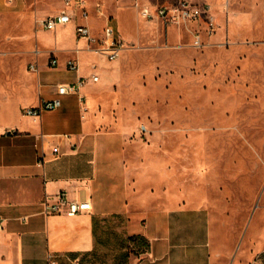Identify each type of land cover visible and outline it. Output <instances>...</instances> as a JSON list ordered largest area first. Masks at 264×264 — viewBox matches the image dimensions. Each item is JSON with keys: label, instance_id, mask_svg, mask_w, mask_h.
<instances>
[{"label": "crops", "instance_id": "0c3cea01", "mask_svg": "<svg viewBox=\"0 0 264 264\" xmlns=\"http://www.w3.org/2000/svg\"><path fill=\"white\" fill-rule=\"evenodd\" d=\"M72 1L0 0V40L11 39V30H21L25 39L24 30H36L31 50L37 56L31 74L25 65L21 75L5 74L9 62L0 61V264H47L49 253L56 264H264V235L247 245L249 227L240 237L230 224L217 226L197 193L179 201L165 190L140 188L126 154L132 128L94 122L96 103L121 80V60L76 39L75 25L83 22L95 33L107 22L115 27V17L131 9L151 22L141 18L139 6L176 0H81L86 17ZM62 8L72 13L71 21L54 29L36 23ZM39 31L52 40L48 46H39ZM49 52L57 57L54 66L47 65ZM68 58L77 61L76 69L67 67ZM80 76L85 83L79 94L61 95L59 106L37 116L22 113L24 106L56 96V84ZM55 145L62 153L51 157ZM59 191L67 199H88L90 209L45 212L44 203Z\"/></svg>", "mask_w": 264, "mask_h": 264}, {"label": "rangeland", "instance_id": "374dc122", "mask_svg": "<svg viewBox=\"0 0 264 264\" xmlns=\"http://www.w3.org/2000/svg\"><path fill=\"white\" fill-rule=\"evenodd\" d=\"M193 1L210 4L212 24L148 22L134 9L115 17L121 80L96 103L94 122L132 128L126 154L140 188L179 201L199 194L217 226L240 237L249 227L248 245L264 235V0ZM34 31L1 37L5 74L31 72ZM36 36L40 47L52 42Z\"/></svg>", "mask_w": 264, "mask_h": 264}, {"label": "built area", "instance_id": "2783aa9c", "mask_svg": "<svg viewBox=\"0 0 264 264\" xmlns=\"http://www.w3.org/2000/svg\"><path fill=\"white\" fill-rule=\"evenodd\" d=\"M72 0H65V4H71ZM75 3L79 4L80 16L86 17L87 10L82 5L81 0H75ZM139 14L142 19L148 20L153 17L160 18L163 22L170 23H185L195 20H203L208 24H212V14L210 4L206 1H193V0H176L172 3H158L151 6L144 4L139 6ZM72 13L62 8L61 10L43 15L37 18L35 21L40 26L47 29H54L60 24L67 23L72 20ZM76 39L84 38L87 44L95 51L103 54L110 60L117 59L122 49V40L118 37L115 27L111 22H107L103 25L100 34H96L90 30V28L83 22H78L75 25ZM58 63L57 57L52 53H47V65L54 66ZM66 65L70 69H76L78 64L74 58H68ZM31 69H36V65L31 63L29 65ZM91 78L96 80L97 74H91ZM85 83V76H80L74 82H61L56 84L57 95L53 98H41L36 105L24 106L21 111L24 114L37 116L42 110L52 109L60 105V96L68 93L79 94L82 85ZM83 110L87 107L84 104L83 96H79ZM140 131H146V126L143 123L139 124ZM62 153L60 148L55 145L51 149L50 156L56 157ZM42 157L45 154L42 152ZM90 201L88 199H67L65 193L59 191L55 194V198L51 202L44 203V211L47 213L63 212L67 215H74L78 212L87 211L90 209ZM0 228L2 224L0 221ZM47 264H56V259L53 254H48Z\"/></svg>", "mask_w": 264, "mask_h": 264}, {"label": "trees", "instance_id": "16d2710c", "mask_svg": "<svg viewBox=\"0 0 264 264\" xmlns=\"http://www.w3.org/2000/svg\"><path fill=\"white\" fill-rule=\"evenodd\" d=\"M135 237V236H134Z\"/></svg>", "mask_w": 264, "mask_h": 264}]
</instances>
